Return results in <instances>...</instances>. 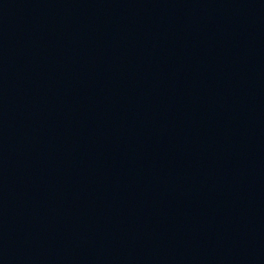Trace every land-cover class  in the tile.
Returning <instances> with one entry per match:
<instances>
[{"label":"water","instance_id":"95a60500","mask_svg":"<svg viewBox=\"0 0 264 264\" xmlns=\"http://www.w3.org/2000/svg\"><path fill=\"white\" fill-rule=\"evenodd\" d=\"M0 264H264V0H0Z\"/></svg>","mask_w":264,"mask_h":264}]
</instances>
